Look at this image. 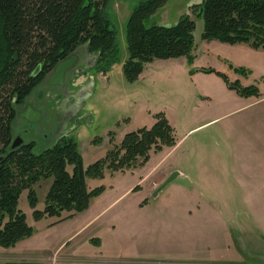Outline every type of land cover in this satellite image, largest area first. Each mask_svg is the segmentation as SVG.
<instances>
[{
    "label": "rangeland",
    "instance_id": "374dc122",
    "mask_svg": "<svg viewBox=\"0 0 264 264\" xmlns=\"http://www.w3.org/2000/svg\"><path fill=\"white\" fill-rule=\"evenodd\" d=\"M145 1L148 0L111 1L108 12L112 15L113 28L118 35V59L107 74H103L93 67L95 57L89 55L87 47L79 48L76 52L78 65L67 74L64 85L54 88L44 83L21 108L13 127L14 138L22 139L25 144L34 142V153L39 155L53 147L74 127L76 133L72 136L78 142L84 167L88 169L107 157L113 143L119 145L126 134L151 129L156 116L162 114L174 129L177 141L174 152L165 157L170 149L163 148L160 152H151L144 165L124 171L106 170L102 179L88 178L89 190L103 187L104 192L93 199L87 211L66 219L70 222L61 226H53V223L62 222L56 217L44 218L41 222L35 220L29 192L24 191L19 209L26 215L34 233L12 250L0 248V264L8 256L18 259L35 254L34 251L43 243L50 252H54L63 242L59 237L72 230L73 234H69L71 239H65L63 249L56 257L71 254L99 257L101 252L130 255L138 244L146 241L131 227L132 217L144 216L143 212L152 213L160 209L168 198L178 195L172 190L173 186H167L156 198L146 196L148 183L139 182L156 166L157 175L152 180L176 167L188 173L196 184L197 180L202 182L206 177H215L225 183L230 180L229 168H212L208 164L230 157L231 120L234 118L231 110L237 109L240 103V95L229 88L221 75L226 76L231 84L238 83L244 88L252 86L258 94L264 92V49L204 40V17L192 9L201 6L204 0H169L149 24L170 27L182 17L190 16L196 25L193 32L195 60L191 65L186 58L156 60L145 66L137 82L129 83L123 72V65L129 56L127 22L132 9ZM27 106L38 110L41 114L39 121L28 122L19 116ZM246 112L240 111L237 119ZM68 169L72 172L73 167ZM53 181L52 178L44 180L34 187L36 210L44 211ZM156 181L152 182L155 191L158 187ZM214 182L204 181L202 189L209 193L222 188ZM174 183L193 186L181 179ZM196 188L198 184L193 191ZM172 193L177 194L168 196ZM231 207L235 215L231 213V244L227 254L231 258L250 262L252 257L264 252V231L262 227L257 229V223L262 218L244 217L241 200H231ZM99 238L105 240L104 249ZM114 248L116 253L111 252Z\"/></svg>",
    "mask_w": 264,
    "mask_h": 264
},
{
    "label": "trees",
    "instance_id": "16d2710c",
    "mask_svg": "<svg viewBox=\"0 0 264 264\" xmlns=\"http://www.w3.org/2000/svg\"><path fill=\"white\" fill-rule=\"evenodd\" d=\"M111 1L0 0V248H15L34 233L19 209L24 191L29 192L35 220L70 219L87 211L104 192L103 187L89 190L88 178L102 179L106 170L144 165L151 152L177 146L174 129L159 114L151 129L126 134L119 145L113 143L106 158L88 169L76 138L68 134L39 155L34 153V142L11 148L21 108L59 63L82 46L103 74L118 59V35L108 12ZM168 1L148 0L132 9L126 29L129 56L123 65L129 83L137 82L145 66L156 60L186 58L189 65L195 60L196 25L190 16L170 27L149 24ZM192 9L204 17V40L264 48V0H204ZM221 76L240 96H259L254 87L231 84ZM51 178L46 207L38 211L34 187Z\"/></svg>",
    "mask_w": 264,
    "mask_h": 264
},
{
    "label": "crops",
    "instance_id": "0c3cea01",
    "mask_svg": "<svg viewBox=\"0 0 264 264\" xmlns=\"http://www.w3.org/2000/svg\"><path fill=\"white\" fill-rule=\"evenodd\" d=\"M259 96L258 98L238 96L240 98L238 99L239 106L237 109L231 110V116L233 115L234 118L231 120L230 157H227L225 161L222 159V161L215 160L208 163L212 168H229L231 178L227 180V183L215 177H206L202 182L197 180L198 188L193 191V187L197 184L188 176V173L183 172L182 168L169 169L163 174L160 173L158 179H156L157 181L152 180V177L157 175L155 171L158 170V166L153 168L139 182V184L148 183L146 196H152L153 198L156 197H154L155 189L152 187V182L156 181L155 184L160 187L174 172L181 173V180L187 181L193 186L171 183L168 187L173 186L172 190L178 192L177 196L168 198L160 209L152 213L143 212L145 213L144 216L132 217L131 227L136 232L141 233L146 241L138 244L130 255L119 256L110 252H101L99 257L77 254L56 257L62 251L65 239L68 237L71 239L69 234L72 235L74 232L72 227H68V230L73 232L59 237L63 242L54 249V252H50L48 246L43 243L39 249L34 251L35 254L26 257L21 256L18 259L8 256L2 259V263L264 264V252L258 253V255L255 254L257 256L252 257L250 262L231 258L227 254L228 247L231 244V213L233 212L231 200L243 201L244 217L260 216L262 220L257 223V229L262 227L261 229L264 231V92H260ZM242 110L247 111L246 114L237 119L236 116ZM70 129L65 134L72 136L76 131L74 132V127ZM175 148L166 151L165 157L171 155ZM220 152L224 154L222 149H220ZM201 165L204 166L205 164ZM150 178L152 181H148ZM204 181L210 184L215 181L214 185L222 186V188L207 193L202 189ZM174 194L177 193L168 194V196ZM68 222L70 221H58L53 223V226H61ZM254 224L257 225L256 222ZM157 240L160 241L157 242ZM99 243L101 248L104 249L105 240L99 238ZM18 250L15 249L14 251ZM111 252L116 253L115 248Z\"/></svg>",
    "mask_w": 264,
    "mask_h": 264
},
{
    "label": "water",
    "instance_id": "95a60500",
    "mask_svg": "<svg viewBox=\"0 0 264 264\" xmlns=\"http://www.w3.org/2000/svg\"><path fill=\"white\" fill-rule=\"evenodd\" d=\"M79 57L77 54H73L69 59L59 63L51 75L48 76L46 82L49 87H62L65 83V78L69 72L74 70L78 65ZM21 118L28 122H36L41 119V114L34 110L31 106H27L19 115ZM24 145V142L20 138L14 139L12 143V150H16ZM177 179H182V174L174 172L170 177L161 185V187L155 192L154 197H157L168 185L174 183Z\"/></svg>",
    "mask_w": 264,
    "mask_h": 264
}]
</instances>
